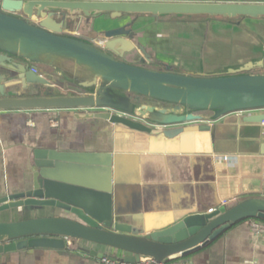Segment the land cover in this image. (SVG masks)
Instances as JSON below:
<instances>
[{"label":"water","instance_id":"water-1","mask_svg":"<svg viewBox=\"0 0 264 264\" xmlns=\"http://www.w3.org/2000/svg\"><path fill=\"white\" fill-rule=\"evenodd\" d=\"M145 16L241 23L264 20V1L0 0V110L92 109L80 116L171 137L182 131L181 124L204 120L206 111L213 113L208 120H215L264 108V58L216 74L148 66L151 55L132 28ZM81 23H89L103 43L69 33ZM62 60L72 61L76 71L63 69ZM246 117L264 119V113ZM35 157L31 186L0 195V253L65 248L69 240L119 251L127 262L141 257L165 262L242 220L264 221V198L247 197L142 235L113 211L109 155L50 150L46 158L38 151ZM94 171L104 173L101 184ZM25 208L58 209L62 215L4 219L12 209Z\"/></svg>","mask_w":264,"mask_h":264},{"label":"crops","instance_id":"crops-1","mask_svg":"<svg viewBox=\"0 0 264 264\" xmlns=\"http://www.w3.org/2000/svg\"><path fill=\"white\" fill-rule=\"evenodd\" d=\"M240 22L145 16L137 17L132 28L151 55L148 66L216 74L264 58V20ZM69 33L95 44L105 40L89 23ZM62 61H66L63 69L76 71L72 61ZM89 111L96 110H0V195L28 189L37 151L46 158L55 150L109 155L113 211L142 235L234 200L264 198V119L246 117L261 114L259 110L227 113L215 120H208L213 113L206 111L204 120L181 124L182 131L171 137L80 116ZM94 172L101 184L104 173ZM43 210L58 209H12L4 219L36 217ZM248 220L183 257L188 264H264V234L254 235ZM83 247L123 257L119 251L76 241L65 248L1 252L0 264H103Z\"/></svg>","mask_w":264,"mask_h":264},{"label":"built area","instance_id":"built-area-1","mask_svg":"<svg viewBox=\"0 0 264 264\" xmlns=\"http://www.w3.org/2000/svg\"><path fill=\"white\" fill-rule=\"evenodd\" d=\"M250 111H253V110H250ZM259 111H261V113H264V108L259 109ZM243 112H247V111H243ZM223 159H227V157H223ZM213 211L214 209L210 208L208 210V213L213 212ZM248 223H249L250 230L252 231L254 235L259 236V235L264 234V221L259 220V219H249ZM149 234H150L149 231L145 233V235H149ZM70 244L71 243L68 240V245ZM100 262L103 264H188V260L185 259L180 254L168 256L165 262L158 261L152 257H141L136 262H127L120 258L112 259L111 256L104 255L103 257L100 258Z\"/></svg>","mask_w":264,"mask_h":264},{"label":"rangeland","instance_id":"rangeland-1","mask_svg":"<svg viewBox=\"0 0 264 264\" xmlns=\"http://www.w3.org/2000/svg\"><path fill=\"white\" fill-rule=\"evenodd\" d=\"M210 1H213V0H210ZM39 213V212H38ZM40 213H42L43 215H60L59 213H58V210L57 211H55V210H47V211H43V212H40ZM61 213V212H60ZM62 214V213H61Z\"/></svg>","mask_w":264,"mask_h":264}]
</instances>
